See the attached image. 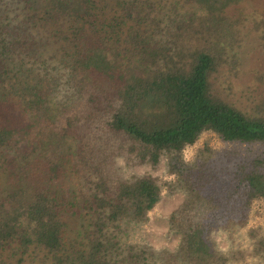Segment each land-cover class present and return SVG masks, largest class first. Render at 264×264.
<instances>
[{
  "label": "trees",
  "instance_id": "16d2710c",
  "mask_svg": "<svg viewBox=\"0 0 264 264\" xmlns=\"http://www.w3.org/2000/svg\"><path fill=\"white\" fill-rule=\"evenodd\" d=\"M23 1L0 19V264H264V151L184 155L264 148V0Z\"/></svg>",
  "mask_w": 264,
  "mask_h": 264
},
{
  "label": "rangeland",
  "instance_id": "374dc122",
  "mask_svg": "<svg viewBox=\"0 0 264 264\" xmlns=\"http://www.w3.org/2000/svg\"><path fill=\"white\" fill-rule=\"evenodd\" d=\"M24 4V1H20L18 4L15 2V0H6L1 2L0 1V19L4 20V18L7 15H11L10 11L12 9H15L17 6H21ZM247 4V3H246ZM19 8V7H17ZM254 8L247 4V7L245 8V12L249 13L252 17V12ZM193 23L196 24L194 21ZM0 21V26H1ZM254 24L253 21H249L244 26V31L253 28ZM254 32H251L246 39H244L243 48L242 50V60L240 62V65L238 67V77L236 79H232L234 82V87L232 91H228L227 95L229 94L231 96H235V98H239L240 96L244 97V94L248 93L246 87H249L252 85L251 83V75L249 72L251 71V68L256 63L257 55L259 54L260 49L262 48L260 45V41L257 39L256 34L254 35ZM165 40V48H167V43L169 40H171L169 37L164 39ZM249 45H254L256 47V50L253 51V53L249 55L243 56V50L248 47ZM223 86L226 87L225 83H222L221 85H217L218 88H222ZM263 89L261 88V91ZM264 91V90H263ZM208 146L211 149H214L215 151H227L230 149L237 150L239 153L243 154L245 157H248L251 154H258L260 152L264 151V148H262L261 145L256 144H235V143H227L224 141H221L218 139L215 135L211 133H203L200 135L199 139L191 146L186 147L184 149V155L185 158L188 160L191 158L193 153L204 146ZM160 168L155 171V173H159ZM154 173V171H153ZM5 182L0 178V195L2 196L5 194L6 191H4ZM179 201L178 196L173 195H164L161 197L160 201L155 205L153 210L150 212L149 216V222L146 225V233L147 238L149 242L153 245V247H160V246H167L172 247L174 244L173 239H168L167 235L165 234L166 231V225L164 223V216L168 213H170L173 208L177 205ZM264 206V203H263ZM264 220V211H260L259 214L255 216L254 219L250 220L252 224L262 222Z\"/></svg>",
  "mask_w": 264,
  "mask_h": 264
}]
</instances>
